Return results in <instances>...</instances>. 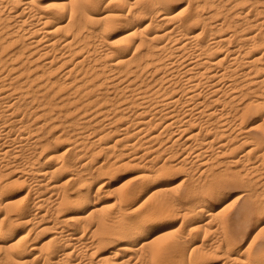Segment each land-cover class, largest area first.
<instances>
[{
	"label": "bare ground",
	"instance_id": "bare-ground-1",
	"mask_svg": "<svg viewBox=\"0 0 264 264\" xmlns=\"http://www.w3.org/2000/svg\"><path fill=\"white\" fill-rule=\"evenodd\" d=\"M216 257L264 264V0H0V264Z\"/></svg>",
	"mask_w": 264,
	"mask_h": 264
},
{
	"label": "rangeland",
	"instance_id": "rangeland-1",
	"mask_svg": "<svg viewBox=\"0 0 264 264\" xmlns=\"http://www.w3.org/2000/svg\"><path fill=\"white\" fill-rule=\"evenodd\" d=\"M208 9V8H207ZM207 9H205L206 11V13L209 11V9L207 10ZM255 117H253V116H250L249 118H248V120H247V123L245 124V126H248V125H252V124H255ZM251 123V124H250ZM64 146V147H63ZM64 148H65V144H63V145H61V147H60V151H62V150H64ZM129 169V168H128ZM127 169V170H128ZM125 170V169H124ZM124 170H122L121 172H119V176H121V178H123L122 180H125V179H127V178H130L131 177V175H132V172H131V169H130V171L128 172V171H124ZM124 173V174H123ZM179 173V172H178ZM176 174L175 175V178H174V182H179L181 179V177L183 176V172L182 173H179V174ZM31 183L30 182H28V181H25L24 182V184H21L22 186H20L19 188H21L20 190H19V193H20V196H21V194L23 193L24 194V192H26V190H28V189H26V188H29V185H30ZM241 185V186H240ZM28 186V187H27ZM231 186V187H230ZM24 187V188H23ZM243 188H244V186L241 184V183H232V182H225L223 185H222V187H221V189H222V191L224 192V194L225 195H229V197L227 198V200H226V202L228 201V200H230L232 197H235L236 195L238 196L239 194H240V192L243 190ZM24 189V190H23ZM22 191V192H21ZM22 194V195H23ZM19 195V194H18ZM177 224V223H176ZM248 225H250V224H246L245 226L246 227H248ZM166 229H167V231H169V229H168V227H166V226H164V225H162V227H160L159 229H156L153 233H152V237H154V235H156L157 234V236L158 235H160L161 233H163V232H166ZM244 229V228H243ZM161 231V232H160ZM163 231V232H162ZM160 232V234H158ZM156 237V236H155ZM214 259V258H213ZM219 259V260H218ZM215 260V261H214ZM214 260H212V261H214V264H217L218 262V264H220L221 263V261H220V257H216ZM217 260V261H216Z\"/></svg>",
	"mask_w": 264,
	"mask_h": 264
}]
</instances>
